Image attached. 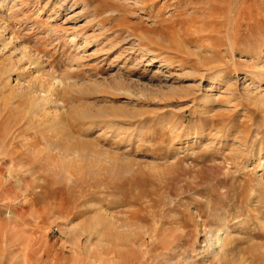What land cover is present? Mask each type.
Instances as JSON below:
<instances>
[{
	"label": "rangeland",
	"instance_id": "rangeland-1",
	"mask_svg": "<svg viewBox=\"0 0 264 264\" xmlns=\"http://www.w3.org/2000/svg\"><path fill=\"white\" fill-rule=\"evenodd\" d=\"M0 264H264V0H0Z\"/></svg>",
	"mask_w": 264,
	"mask_h": 264
},
{
	"label": "bare ground",
	"instance_id": "bare-ground-1",
	"mask_svg": "<svg viewBox=\"0 0 264 264\" xmlns=\"http://www.w3.org/2000/svg\"><path fill=\"white\" fill-rule=\"evenodd\" d=\"M155 55V54H154ZM153 55V57H154ZM151 56V55H150ZM151 60V59H150ZM223 231V230H222ZM220 232V231H219ZM221 233V232H220ZM216 234V233H215ZM219 234V233H218ZM228 238V237H227ZM231 240V239H230ZM213 245L217 246V245H221L223 246L224 245V240L223 238H220L219 235L216 234V236L214 237V242H213Z\"/></svg>",
	"mask_w": 264,
	"mask_h": 264
}]
</instances>
